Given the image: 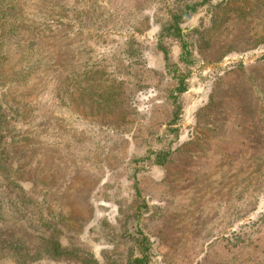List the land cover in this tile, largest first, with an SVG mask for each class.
<instances>
[{
	"label": "rangeland",
	"instance_id": "obj_1",
	"mask_svg": "<svg viewBox=\"0 0 264 264\" xmlns=\"http://www.w3.org/2000/svg\"><path fill=\"white\" fill-rule=\"evenodd\" d=\"M23 1L0 0V11ZM126 1L138 16L116 33L90 27L73 47L42 38L24 60L17 36L0 45L18 179L98 264L143 255L148 264H264V0L198 5L182 24L187 49L166 42L169 59L155 7L202 1ZM72 2L58 12L84 7ZM128 40L141 54L134 67L123 53ZM35 55L52 68L1 89ZM176 96L181 111L170 124ZM160 148L165 165L156 162ZM136 190L147 206L135 203ZM144 236L145 253L136 245Z\"/></svg>",
	"mask_w": 264,
	"mask_h": 264
},
{
	"label": "trees",
	"instance_id": "obj_2",
	"mask_svg": "<svg viewBox=\"0 0 264 264\" xmlns=\"http://www.w3.org/2000/svg\"><path fill=\"white\" fill-rule=\"evenodd\" d=\"M1 1L6 2V0ZM138 1L131 0L133 3ZM201 1V3L195 1L190 4L186 3L182 7H175L170 3L162 5L161 2L159 8L155 7L154 10L160 12L163 16L160 23L158 42L166 59H169L166 42L181 41L183 50L187 49L182 24L194 16L203 2H207V0ZM61 2L62 0H24L22 3L25 4L24 7L17 3V7L14 5L12 8L2 4L0 13L4 22L0 25V45L3 42L8 43L10 38L17 36L16 46L17 49L21 48L19 50L21 52L20 60H24L29 52L32 53L35 50L31 45L40 44L39 40L42 38L57 41L56 45L58 46L61 45V41L64 39L72 40L69 45L73 47L77 43L74 40L75 34L83 32L85 29H90V27L95 29L107 28L106 31L116 33L119 29H126V25L128 28L131 27L130 20L127 18L134 19L138 16V5H135V7L129 6L130 3H127L126 0H75V3H84V7L77 8L74 14L66 17L58 12V8H65V11H70L71 8L70 6L61 5ZM28 7L32 10H26L29 9ZM145 10L143 9V12L140 11L139 14H143ZM29 14L31 17L28 16ZM65 29L67 30L63 34ZM138 30V27H136L133 32H139ZM70 33H73V39ZM123 48L124 56L128 55L130 57V65H133V67L139 65L141 54L131 40H128ZM36 52L39 53L42 50L39 51V48H36ZM38 55H35L29 63L22 66V69L9 77L8 82H5L7 85L1 87V89H10L13 83L23 80L21 77H27L29 73L37 74L41 68L51 69V63ZM2 59L4 58L1 57ZM263 69L264 64L261 66V72H264ZM185 90L186 84L180 79L176 91L183 93ZM2 92L0 95V264H34L47 260L58 264L61 262L98 264L93 251L82 246V243L78 242L72 234L63 231L54 219L48 218L44 213V207L42 208L43 204L28 193L24 189L21 180L18 179L14 153L9 150L7 142L11 135L8 124L11 116L10 109H13L14 106L9 105L4 91ZM107 93L110 94L111 92L107 91ZM173 105L176 109H172L173 119H171L170 124L179 118L181 111V104L177 96L174 97ZM170 130L177 131L174 127ZM259 137H262V135ZM165 138L163 133H157L156 139ZM162 150L160 148V150L154 151L158 158H156L158 165H165L167 162L165 158L164 160L160 159V154L163 153ZM135 200H137L135 203L140 201L147 206L139 190H136ZM132 217L139 221L134 216ZM129 222V216L125 217V224L128 225ZM145 240H148L145 236L143 241L137 239L136 245L141 250ZM142 251L145 253V248ZM126 264H148V261L143 255Z\"/></svg>",
	"mask_w": 264,
	"mask_h": 264
}]
</instances>
